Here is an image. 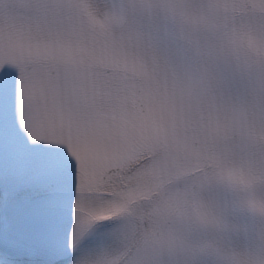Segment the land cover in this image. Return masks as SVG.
Instances as JSON below:
<instances>
[{"label":"snow or ice","instance_id":"obj_1","mask_svg":"<svg viewBox=\"0 0 264 264\" xmlns=\"http://www.w3.org/2000/svg\"><path fill=\"white\" fill-rule=\"evenodd\" d=\"M0 264H264V0H0Z\"/></svg>","mask_w":264,"mask_h":264}]
</instances>
